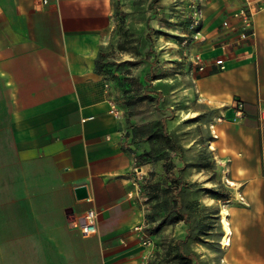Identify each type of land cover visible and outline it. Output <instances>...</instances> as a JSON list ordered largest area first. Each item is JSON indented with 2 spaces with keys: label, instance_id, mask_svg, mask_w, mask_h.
Wrapping results in <instances>:
<instances>
[{
  "label": "crops",
  "instance_id": "crops-1",
  "mask_svg": "<svg viewBox=\"0 0 264 264\" xmlns=\"http://www.w3.org/2000/svg\"><path fill=\"white\" fill-rule=\"evenodd\" d=\"M137 2L0 0V264H149L155 247L144 243L143 183L150 170L162 176L164 159L137 165L150 143L133 140L129 125L153 118L128 115L108 71L133 59L108 55L119 27L140 18ZM247 4L262 7L242 38L239 10ZM201 10L197 37L184 39L173 58L157 44L146 91L184 148L175 169L195 185L182 203L218 212L223 233L186 238L184 220L161 231L193 264H264V0H203ZM196 56L208 62L203 70ZM190 122L200 133L182 139ZM193 142L211 152L215 180L190 166L184 153ZM78 186L86 197H77ZM89 207L97 231L85 235L79 218Z\"/></svg>",
  "mask_w": 264,
  "mask_h": 264
},
{
  "label": "rangeland",
  "instance_id": "rangeland-1",
  "mask_svg": "<svg viewBox=\"0 0 264 264\" xmlns=\"http://www.w3.org/2000/svg\"><path fill=\"white\" fill-rule=\"evenodd\" d=\"M191 3L192 0H138L135 6L140 18L134 20L136 25L128 28L123 27L126 30L124 33L119 30L120 35L111 44L112 49L108 56L117 59L125 58L129 54L133 56V59H122V61L116 62L118 65L114 70L117 73L113 72V79L117 91V102L122 103L127 98L135 99L140 119L147 117L158 120L160 118L156 99H149V95H146L149 84L146 83L145 74L149 80V60L152 57H159L157 44L166 46L167 53L170 54L169 58H173L175 50L182 42H185L184 39H187L185 42L187 45L190 43L193 38L190 29L191 12L188 11ZM120 10L124 12L123 9ZM146 16H148L147 22H145ZM142 97L144 99H139ZM180 133L182 139L188 140L200 131L196 130L195 125L190 122ZM194 143L185 148L184 154L187 159L191 160L190 166L197 165L196 167H198V163L204 161L200 157L204 148L194 147ZM205 170L208 172V179H210L207 181L215 180V169L209 165L205 167ZM212 211L215 212L213 209H207L205 213ZM224 220L225 216H223ZM161 229L149 231L150 245L155 247L149 264L153 259L162 264H181L179 258L176 257L177 251L173 247L176 241L175 236L172 233H163ZM216 230V227H213L212 232H216ZM223 244L225 245L224 242Z\"/></svg>",
  "mask_w": 264,
  "mask_h": 264
},
{
  "label": "trees",
  "instance_id": "trees-1",
  "mask_svg": "<svg viewBox=\"0 0 264 264\" xmlns=\"http://www.w3.org/2000/svg\"><path fill=\"white\" fill-rule=\"evenodd\" d=\"M115 9L117 12L116 6ZM119 30L123 33L126 32L123 26L119 27ZM103 59L104 56L101 53L97 61L99 71H103V67L105 66ZM108 71L114 76L112 70L108 69ZM146 95H149V99L155 98L149 92ZM121 105L125 108L128 115L137 113L135 99L127 98L122 101ZM129 127L132 130L133 140L147 139L150 143L149 150L136 153L137 165L164 159L162 176L155 179L156 171L154 169L150 170L149 177L143 183L147 196L149 231L159 230L166 224H174L184 220L188 225L186 238L192 233L197 235H215L216 237L221 236L223 230L221 229L218 212L205 213V210L209 209L208 207L201 206L199 209L195 208L192 203L183 204L181 201L183 197L192 196V191L189 190L193 188L195 183L184 179L179 170L175 169L177 164L174 161V154H177L179 151L183 152L184 148L179 143L178 138L168 131L165 119H153L140 124H130ZM200 157L204 159V161L198 163L200 167H208L210 165L214 169L216 168L215 161L211 152L207 150V147L204 148ZM207 191L214 194L217 193V191L211 188L207 189ZM218 194L221 196L225 195L221 192H218ZM213 227H216V232H212ZM173 247L177 251L176 257L179 258L181 264H193L192 255L183 251L179 240L175 241ZM150 264L162 263L153 259Z\"/></svg>",
  "mask_w": 264,
  "mask_h": 264
},
{
  "label": "built area",
  "instance_id": "built-area-1",
  "mask_svg": "<svg viewBox=\"0 0 264 264\" xmlns=\"http://www.w3.org/2000/svg\"><path fill=\"white\" fill-rule=\"evenodd\" d=\"M203 0H194L191 3V25L190 29L192 31L193 38H196L200 27H201V2ZM263 1V0H261ZM262 4H256V5H244L239 10V15L241 19V37L242 38H248L252 34V23H253V16L254 14L261 9ZM215 64L219 66L220 69L225 68V63L222 58L215 59L213 61ZM195 67L199 70H203L208 62L201 58L200 56H196L194 59ZM237 107L239 110L242 109V104L240 102H237ZM97 218H98V212L94 207H89L84 214L79 218V227L81 229V232L85 235L93 234L97 231ZM224 240V237H223ZM146 245L151 244L150 239H146L144 241Z\"/></svg>",
  "mask_w": 264,
  "mask_h": 264
},
{
  "label": "water",
  "instance_id": "water-1",
  "mask_svg": "<svg viewBox=\"0 0 264 264\" xmlns=\"http://www.w3.org/2000/svg\"><path fill=\"white\" fill-rule=\"evenodd\" d=\"M76 194L78 198L86 197L87 196V189L85 186H78L76 188Z\"/></svg>",
  "mask_w": 264,
  "mask_h": 264
},
{
  "label": "bare ground",
  "instance_id": "bare-ground-1",
  "mask_svg": "<svg viewBox=\"0 0 264 264\" xmlns=\"http://www.w3.org/2000/svg\"><path fill=\"white\" fill-rule=\"evenodd\" d=\"M226 224V222L224 221V225Z\"/></svg>",
  "mask_w": 264,
  "mask_h": 264
}]
</instances>
